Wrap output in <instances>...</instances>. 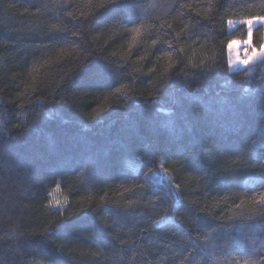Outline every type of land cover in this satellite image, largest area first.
I'll list each match as a JSON object with an SVG mask.
<instances>
[{"label":"trees","instance_id":"obj_1","mask_svg":"<svg viewBox=\"0 0 264 264\" xmlns=\"http://www.w3.org/2000/svg\"><path fill=\"white\" fill-rule=\"evenodd\" d=\"M209 3L213 4L214 19L210 27H201L196 21L209 15ZM262 3L264 0H219V4L216 0H140L136 11L146 30L155 25L153 38L159 35L160 43L153 47L151 39H139L131 51L130 34L122 30L117 37L106 28L86 31L91 26L78 25L82 34L72 37L69 33L70 41L94 48L101 55L116 51L117 59L123 57L127 76L118 78L113 87L128 84L129 88L122 89L116 99L123 103V97L134 92L136 99L156 101L143 105L139 115H125L124 109L111 104L91 120L83 114L91 107L80 112L79 105L63 103L64 94L56 89L61 69L66 72L72 68L79 49L73 43L47 38L53 23L76 31L66 13L71 11L82 20L79 14L89 11L88 0H0V144L10 146L6 171L12 173L0 191V232L19 225L17 232L25 233L19 237L20 248L13 246V240L0 241V264H49V258L57 256L69 264H245V260L252 264L256 259H249L252 247L264 252V231L245 230L242 234L240 215L252 205L235 209L234 204L264 192V118L260 112L264 90L255 91L258 84L264 86V66L250 64L230 70L228 53L221 54L220 47L221 42L226 49L229 40L246 38L243 27L229 31L227 21L264 15ZM181 4L190 8L181 9ZM161 23H165L164 29H160ZM165 31L173 36L181 33L173 44L184 51L173 52V63L215 56L217 67L209 73L210 81L194 74L199 70L188 69L184 76L178 63L170 77L161 78L168 65L164 41L171 39ZM252 39L253 45L263 43L264 28H254ZM105 47L109 51L101 53ZM192 97L198 98L202 109L211 110V123L206 116H197L200 109L194 110ZM33 101L37 102L35 107ZM104 103L102 96L92 101L93 106ZM48 109L62 112L63 120H47ZM237 110L244 116L238 136L232 131ZM36 112L45 120V135L32 134L21 143L12 140L10 137L24 130V125L36 120ZM77 120L82 123L77 124ZM171 122H178L181 129L175 136L169 132ZM210 137L216 138L215 145ZM222 143L245 154V170L235 180L219 176L218 170L230 164ZM32 155L37 156L35 166L39 169L35 179H29L32 173L27 164ZM97 160L108 163L100 179L91 173ZM188 160H195L202 171H193ZM148 168L159 175L150 173L145 180ZM56 171L60 174L53 177L50 173ZM53 179L60 182L59 191L53 192ZM169 179L181 186L179 203L175 196L166 194ZM135 184H144V188L125 191ZM65 196L68 209L64 214L76 213L70 217L76 222L74 227L55 235L43 233L48 222L57 219L55 211L46 207L48 200H63ZM101 197L105 198L103 203ZM130 200L136 202L132 207L128 206ZM193 202L206 211L187 212L186 207ZM89 205L95 211H78ZM217 215L225 217L231 235L223 229L214 231L221 221L211 217ZM82 216L86 219H79ZM228 216L233 220L228 221ZM97 224L104 230L97 231ZM249 237L255 240L254 245ZM185 247L187 251L182 252Z\"/></svg>","mask_w":264,"mask_h":264},{"label":"snow or ice","instance_id":"obj_2","mask_svg":"<svg viewBox=\"0 0 264 264\" xmlns=\"http://www.w3.org/2000/svg\"><path fill=\"white\" fill-rule=\"evenodd\" d=\"M216 3L219 4V0H216ZM140 6V0H97L95 3L93 0H88L89 11L87 13L81 12L79 14L80 17H83L82 20L75 16L71 11L66 13L68 17L72 18L70 22L73 23V27L77 28L76 31H72L67 27H61L59 23L51 24L48 29L47 38L49 40L53 42L73 43L75 44V47L79 49V55L73 61L72 68L66 72L61 69L63 75L60 77V82L56 85V89L64 94L61 97L63 103L70 104L72 107L79 105L78 110L80 112H83L84 107H91V111L83 113L91 120H96L97 117H100L101 113L107 111L111 104H116L121 109H124L125 115H131L133 113L139 115L142 111L143 105H149L155 103L156 101L150 98H145L144 100L136 99L135 93L130 92L128 95L123 97V103H121L120 99H116L115 97L121 93L122 89H128L129 85L121 84L119 88H114L113 85L118 78L127 76V73L125 72L127 65L125 64L123 57L117 59L116 51H110L109 55L105 56L98 54L97 50L94 48L82 47L75 41L69 40V33L72 37L80 36L82 34L78 27L80 24L91 26L86 27V31L106 28L113 32V34L117 37L122 30L126 34H130L129 51H131L132 47L135 46V43L139 39H151L152 46L155 47L158 43H160V36L156 35L155 38H153L152 29L155 28V25H152V28L147 30L145 29V22L140 19L139 13L136 11V9H138ZM179 7L181 9H189L190 5L181 4ZM260 7H264V3H262ZM208 10L209 15L196 21V23L201 27H210V23L214 19V15H212V3H209ZM37 12H39V8L37 9ZM196 15L199 16L200 14L197 13ZM165 23L160 24V29L165 28ZM227 23L230 30L243 27L246 33V39L243 40V51L245 55L242 59L238 54L235 56V58L232 57L233 44L235 43L234 40H229L227 42L226 49L223 45V42H221L220 53L223 54L225 50L228 53L226 64L233 67H248L250 64H259L264 66V43H259L258 46L253 45L252 43L254 28H264V15L249 16L237 20L229 19ZM128 25H131V27H128ZM171 27V24H167L168 29H171ZM185 27L187 28L188 26L185 25ZM164 35L166 37H171V39L164 41V43L167 44V50H164V55L168 56V65L164 68L161 78L163 79L165 76L170 77L173 73V69L176 68V63H178L181 65L178 71L183 73L184 76L188 75V69L199 70L198 73L194 74L203 75L206 81H210L211 78L209 73L213 72V70L217 67L215 56H205L199 62H196L192 58H188L186 62L183 60H177L176 63H173V52L184 51L183 48L175 47L173 44V40L179 39L181 37V33L177 32L173 36L171 32L165 31ZM61 51H63V49H61ZM108 51L109 50L107 47L100 50L101 53ZM141 59H143V57H141ZM152 71H154V69H150V72ZM185 86H187V81H185ZM262 90H264V86L258 84L255 91L261 92ZM36 91L37 90L33 88V94H35ZM245 91L248 92L249 89L246 88ZM101 96L103 97L105 103L93 106L92 101L97 100ZM81 101L84 102L81 103ZM109 101L111 103H108ZM32 103L34 107L37 105L36 101H33ZM176 103L179 104L180 101L177 99ZM192 104L194 106V110L200 109L196 112L197 116H206L209 123L213 121L211 110L202 109L197 97H192ZM39 106L44 107V102L39 101ZM21 107H23V105H21ZM161 110L163 111V109ZM260 112L261 117L264 118V95H261ZM35 115L36 120L31 125H24V130L18 131L15 136H11L10 138L17 141L18 143H21L26 141L32 134L45 135V129L43 127L45 120L41 119V114L39 112H36ZM53 118L63 120L62 112L48 109V116L46 119L52 120ZM76 123L80 124L82 122L77 120ZM243 123L244 116L239 110H237L234 113V127L232 130L233 135H239L242 130ZM168 127L170 134L173 136L181 131V129L178 127V122H171ZM16 128L20 130L21 125L17 124ZM48 139L50 143L53 140L50 135L48 136ZM209 140L212 141L214 145L217 143L215 137H210ZM228 143H230V140ZM228 143H222L220 144V147L223 149V153L227 154V159L230 161V164L226 165L223 169L218 170V172L220 178L235 180L245 170V164L243 161V156L245 154L231 151V149L228 147ZM193 147H195V143H193ZM9 148L10 146L0 144V191L4 190L8 184V181L12 178L11 171H6V158L9 156ZM181 155L183 154L181 153ZM232 157H235V159ZM36 159V155L29 156L27 159V164L31 168L32 173L29 176V179H35V176L39 174V169L35 166ZM140 159H143V157H140ZM187 162L193 171H202L195 160H188ZM107 167V162L100 160L94 161L91 168L93 177L96 179L102 178L106 174ZM158 167L163 169L165 173L168 172V169L165 168L163 164H159ZM150 173L159 175V172H156L153 168H148V171L144 173L145 180L148 179ZM50 174L55 177L59 175L60 172L56 171ZM216 174L217 173H212V175ZM125 179H127V177H125ZM161 179H163V177H161ZM52 183L56 185L55 189H53V192L59 191L60 182L53 179ZM167 183L169 187L166 194L169 196H175L177 198V202L179 203L178 190L181 187L180 184H173L172 179H169ZM262 183H264V181H262ZM135 188L143 189L144 184H135L132 187H126L125 191L131 193ZM173 188L177 191L173 192ZM47 195L52 196V193L49 192ZM104 200L105 198L101 197L102 203ZM135 203V201L130 200L128 206L132 207ZM246 203H250L252 208L240 215L241 233L243 234L245 230L250 233H254L257 230L264 231V192L253 196L250 201L247 199H241L240 203L234 204V208L241 209ZM46 207L55 211L57 214V219L48 222L47 227L43 229V233L55 235L57 232L74 227L76 222L71 221L70 217L76 215V213H69L68 216L64 214L68 209L67 196H65L63 200L56 198L49 199ZM88 210L95 211V209L91 208V205H89L88 209H78V211L82 213ZM185 210L187 212L197 214L205 212L206 208H197L194 206L193 202V206H188ZM229 211L231 212L232 209L230 208ZM117 215H119V213H117ZM79 219H86V217L82 216ZM198 219L201 218L198 217ZM211 220L221 221L220 224L216 225L214 231L219 233L223 229L225 230L226 235H231V233L228 231V225L225 223V217L223 215L213 216L211 217ZM227 220L232 221L233 216H228ZM94 226L97 228V231L104 230L98 224ZM156 226H159V222H156ZM18 227L19 225H16L15 227H11L10 231L0 232V241L5 240V238L7 240H13V246L15 248H20L22 242L19 240V237L24 236L25 233L23 231L17 232ZM233 227H235V225H233ZM108 228L110 229L111 225H108ZM145 231H147V229H145ZM93 235H95V233H93ZM249 239L252 240V244L254 245L255 240L252 237H249ZM23 243H26V241ZM121 243L126 242L121 241ZM181 251H187L186 247L182 248ZM253 256H255L256 259L252 261V264H264V252H259L255 247H252L251 252L249 253V259H251ZM184 259H187V257H184ZM14 264H20V262H14ZM23 264H26V261L23 262ZM49 264H69V262L57 256L50 257ZM181 264H183V261H181ZM245 264H249V260H245Z\"/></svg>","mask_w":264,"mask_h":264},{"label":"rangeland","instance_id":"obj_3","mask_svg":"<svg viewBox=\"0 0 264 264\" xmlns=\"http://www.w3.org/2000/svg\"><path fill=\"white\" fill-rule=\"evenodd\" d=\"M228 29H229V26H228ZM233 30V29H232ZM229 29V31H232ZM246 39V38H245ZM243 40H237V39H234L235 43L233 44V52H232V57L235 58V56L238 54L240 56V58L242 59L243 56L245 55L244 51H243ZM253 40V39H252ZM253 43V42H252ZM264 43V41H263ZM250 51V49H249ZM244 66H239V67H233V66H229L230 70H237V69H241L243 68Z\"/></svg>","mask_w":264,"mask_h":264}]
</instances>
